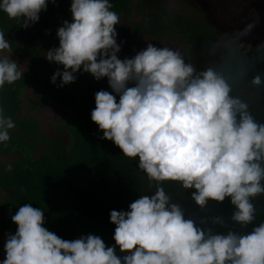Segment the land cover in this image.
<instances>
[{
	"label": "clouds",
	"instance_id": "9594fccd",
	"mask_svg": "<svg viewBox=\"0 0 264 264\" xmlns=\"http://www.w3.org/2000/svg\"><path fill=\"white\" fill-rule=\"evenodd\" d=\"M47 4L0 0V10L27 28L38 22ZM112 7L109 0H72V22L57 29L59 47L47 51L46 59L64 69L51 82L60 77V87L73 83L81 68L97 81L107 77L119 101L98 91L91 120L103 139L114 142L123 155L138 158L139 169L156 182L155 194L141 195L128 211L110 212L116 225L112 247L91 234L62 239L43 226L40 208L25 204L11 217L18 227L6 240L2 264H264V223L244 234L214 233L186 219L161 186L175 181L194 189L191 199L202 209L210 200L230 198L235 207L231 220L251 224L252 200L264 194V124L231 94L232 85L214 67L197 73L180 52L151 43L133 58L119 59L115 26L120 17ZM5 51L11 46L0 31V53ZM22 77L15 60L0 58V88ZM251 83L260 86L264 80L258 74ZM14 127L0 108V143L9 141ZM212 223L225 225L220 217ZM116 247L126 255L117 256Z\"/></svg>",
	"mask_w": 264,
	"mask_h": 264
},
{
	"label": "trees",
	"instance_id": "16d2710c",
	"mask_svg": "<svg viewBox=\"0 0 264 264\" xmlns=\"http://www.w3.org/2000/svg\"><path fill=\"white\" fill-rule=\"evenodd\" d=\"M71 2L72 0H48L47 9L39 13L38 22L30 27H38L55 17L72 20ZM109 2L113 5L111 10L119 15L125 10L129 0ZM140 2L148 12L144 29L152 33L179 35L185 41L187 50L176 51L180 52L186 63L195 67L197 73L206 70L200 54L211 49L216 38L214 27L208 23L202 11L186 0H174L175 8H168L164 0ZM22 22L20 19H10L0 10V31L21 30L16 38L9 40L12 52L17 54L27 50L31 55L39 56L37 47L31 45L23 32ZM58 47L59 38L55 33L48 43L47 51ZM214 68L223 72L232 85L231 94L246 102L255 120L264 124V83L260 86L251 83L258 74L264 80V45L232 59L222 57ZM57 70L62 72L63 65L49 62L47 70L40 74L38 61L32 59L29 63V72L33 75L40 74V86L47 97L61 105H73L72 116L80 122L75 143L66 153L53 152L20 163L0 162V188L10 192L18 206L17 211L25 204L40 208L44 212L43 226L60 238L75 240L91 234L99 236L106 246L112 247L115 246L113 236L116 225L110 221V212L128 211L129 205L143 191L146 195L155 194L157 185L139 169L138 158L123 155L114 142L103 139V132L91 120L95 94L98 91H108L119 101V96L109 86L107 77L97 81L92 74L89 75L81 68L74 74L77 77L75 82L60 87V77H57L55 84L51 82V77ZM23 83L24 77L0 88V108L4 110L6 117L17 112V92ZM82 88L83 95L75 100L76 93ZM242 89L258 90L259 97H247ZM5 146L0 145V153L5 150ZM8 165H11L12 171H7ZM161 186L173 203L180 204L185 218L192 219L198 227L204 229L212 224L210 219L223 214L231 205L230 198L222 203L210 200L202 209L191 199L194 189H185L175 181H164ZM252 202L256 209L254 221L247 226L234 222L232 227H222L221 233L231 230L244 234L264 223V198H253ZM232 207L235 211V207ZM116 254L119 257L126 255L118 247Z\"/></svg>",
	"mask_w": 264,
	"mask_h": 264
},
{
	"label": "rangeland",
	"instance_id": "374dc122",
	"mask_svg": "<svg viewBox=\"0 0 264 264\" xmlns=\"http://www.w3.org/2000/svg\"><path fill=\"white\" fill-rule=\"evenodd\" d=\"M168 8H175L174 0H164ZM201 10L209 24L214 27L216 43L211 49L200 54L203 67H214L219 59H232L236 56L256 50L264 45V0H186ZM147 10L142 8L140 0H129L125 10L119 13L120 22L115 26L117 44L121 51L119 59L133 58L139 51L146 49L149 43L158 48L186 52L185 41L172 33L160 34L146 31L143 27L147 18ZM64 21L55 17L46 20L38 27H23V32L31 45L37 47L38 55H31L27 50L17 54L11 51L0 53V58L7 55L15 60L24 83L17 92L18 110L11 119L15 127L9 130L10 139L5 143V150L0 153L1 163H20L53 152L66 153L75 143L80 122L72 116L73 105H61L44 94L40 86L39 75L44 73L49 61L46 59L47 46L57 29ZM21 30L8 29L5 33L8 42L16 38ZM36 59L41 73L33 75L29 72V63ZM91 75V73H88ZM242 93L250 98H258V90L242 89ZM83 95V88L75 95L78 100ZM141 195H146L143 191ZM264 198V194L257 195ZM17 204L10 192L0 188V264L6 258L5 244L8 236L14 235L17 226L11 217L17 211ZM232 204L220 217L224 226H233L231 216ZM212 223V219L209 220ZM223 226V227H224ZM214 233H221L220 225H209ZM207 228V229H208Z\"/></svg>",
	"mask_w": 264,
	"mask_h": 264
}]
</instances>
